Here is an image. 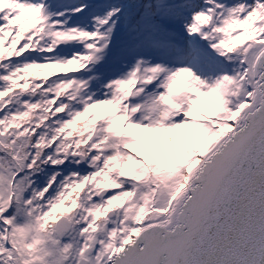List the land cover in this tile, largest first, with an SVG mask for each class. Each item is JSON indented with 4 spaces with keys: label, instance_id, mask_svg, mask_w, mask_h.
I'll return each instance as SVG.
<instances>
[{
    "label": "snow or ice",
    "instance_id": "snow-or-ice-1",
    "mask_svg": "<svg viewBox=\"0 0 264 264\" xmlns=\"http://www.w3.org/2000/svg\"><path fill=\"white\" fill-rule=\"evenodd\" d=\"M0 264H264V0H0Z\"/></svg>",
    "mask_w": 264,
    "mask_h": 264
}]
</instances>
